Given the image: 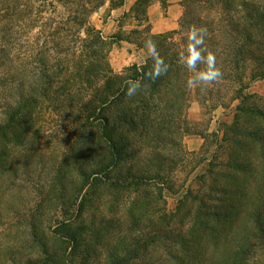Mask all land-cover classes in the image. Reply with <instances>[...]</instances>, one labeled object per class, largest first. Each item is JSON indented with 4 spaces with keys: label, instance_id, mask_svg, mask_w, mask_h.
Returning <instances> with one entry per match:
<instances>
[{
    "label": "trees",
    "instance_id": "trees-1",
    "mask_svg": "<svg viewBox=\"0 0 264 264\" xmlns=\"http://www.w3.org/2000/svg\"><path fill=\"white\" fill-rule=\"evenodd\" d=\"M151 1H136L131 13L137 20L147 22L145 10ZM107 3L111 10L124 0H0V200L30 173L33 157L47 155L46 119L61 116L73 120L75 137L47 189L39 192L48 201L41 213H81L84 205L94 213L105 203L110 210L107 198L127 194L139 196V211L147 207L144 188L163 178L166 157L159 149L170 138L191 86L192 72L179 57L192 25L206 29L204 46L216 57L223 73L219 80L228 75L238 84L235 98L251 83L264 80V0H183L178 30L154 35L146 23V39L155 42V51L123 73L110 65L113 44L126 41L140 47L142 42L132 38L133 30L106 37L91 24V15ZM161 3L165 7V0ZM194 4L205 5L211 16L192 15L188 9ZM34 29L38 33L30 36ZM175 32L181 43L166 42ZM251 62L257 70L248 77L243 72ZM237 110L264 121L262 110L240 105ZM231 130L255 139L264 150L260 128L235 124ZM237 136L239 150L242 139ZM145 146L149 152L144 156ZM239 156L236 151L237 158L226 166L243 174L245 186L237 180L238 173H226L230 184L212 187L222 194L219 203L206 200V193L189 191L195 206L188 213L158 218V229L144 241L165 249L167 258L158 264H264V173L257 162ZM254 178L257 188L248 191ZM41 206L40 200L28 213H38ZM131 210L129 206L127 212ZM133 215L130 227L142 223ZM87 228L70 217L57 223L54 236L76 247ZM40 249L48 253L46 243ZM132 252H114L108 262L129 264L126 256Z\"/></svg>",
    "mask_w": 264,
    "mask_h": 264
},
{
    "label": "rangeland",
    "instance_id": "rangeland-1",
    "mask_svg": "<svg viewBox=\"0 0 264 264\" xmlns=\"http://www.w3.org/2000/svg\"><path fill=\"white\" fill-rule=\"evenodd\" d=\"M204 6L194 4L188 11L191 10L195 17H207L210 14ZM98 14L104 20L110 15L108 10L103 9ZM98 18L97 15L93 21L98 23ZM123 26L127 32L133 30L132 38L142 43L140 47L123 42L113 44L109 62L116 73H123L134 64H142L153 53L145 46L148 28L144 19L137 21L125 16L119 30L113 26L103 35L108 37L119 32L125 33L122 31ZM37 31L32 30L30 36H36ZM166 42L180 44L181 36L177 32L169 34ZM256 70V63L251 62L243 73L249 77ZM225 77L214 86H190L181 115L171 127L170 138L159 149L160 154L166 157L162 162L163 168H166L163 178L148 182L144 188L148 205L142 211L137 208L139 196L127 194L121 199L107 198L112 204L110 210L108 203H105L94 213H90L87 205H84L81 213H41L48 201L47 198L43 201L39 192L44 187L47 189L56 164L61 162L63 152H68L76 132L71 130L73 120L70 118L50 116V119H46L48 132L45 133L43 144L47 155L33 157L30 160V173L22 177L0 200V264H109V256L114 252L122 255L123 249L133 251L126 256L129 264H158L167 258L165 249L158 243L144 244L146 238L152 237L158 229V218L161 215L172 216L178 213L179 218L181 214L188 213L190 206H195L188 196L189 191L194 194L206 193V200L219 203L216 199L222 197V194L212 187L230 184L225 177L226 173H238L226 166L227 161L237 158L236 151H239V158L244 162H257L258 171L264 173V150L261 143L247 136H237L231 130L236 124L247 130L260 128L264 133V121L259 115L237 110L240 105L245 109L255 108L264 112V80L251 83L243 90L242 96L235 98L234 89L238 84L233 83L231 77ZM236 136L242 139L239 150ZM144 152V156L149 152L146 146ZM242 175L238 173L240 184ZM257 185L258 180L251 179L248 191H254ZM242 186H245V182ZM40 200L41 210L28 213V209ZM182 201L185 203L181 204ZM129 206L132 207L131 214L127 212ZM133 214L142 223L130 227ZM70 217H76L78 222L88 226L78 238L76 247L54 236L57 223ZM42 242L47 244V254L40 249Z\"/></svg>",
    "mask_w": 264,
    "mask_h": 264
},
{
    "label": "crops",
    "instance_id": "crops-1",
    "mask_svg": "<svg viewBox=\"0 0 264 264\" xmlns=\"http://www.w3.org/2000/svg\"><path fill=\"white\" fill-rule=\"evenodd\" d=\"M137 0H124V4L120 7L109 10L108 3L102 8L103 10H108L110 15L107 16L106 20L102 19L98 11L93 13L90 17V22L97 29L101 30L102 33H107L115 26L116 30L120 29V23L125 16H130L131 18L137 20L134 14L131 13V9L135 5ZM166 5L163 7L161 0H152L150 4L146 7L145 15L149 25L150 32L154 35L164 34L167 32H173L177 30L179 19L183 13V0H165ZM98 15V23L93 20ZM138 21V20H137ZM138 26V25H137ZM114 29V30H115ZM125 31V26L122 27V31ZM131 31V30H130ZM127 31H125L126 33ZM126 44H131L126 41H121Z\"/></svg>",
    "mask_w": 264,
    "mask_h": 264
},
{
    "label": "clouds",
    "instance_id": "clouds-1",
    "mask_svg": "<svg viewBox=\"0 0 264 264\" xmlns=\"http://www.w3.org/2000/svg\"><path fill=\"white\" fill-rule=\"evenodd\" d=\"M206 29L192 25L187 31V45L184 53L179 57L180 63L185 65L192 76L189 79L190 85H210L222 78V71L216 66L215 55L204 46ZM150 52H154L155 42L149 39L145 45ZM204 65L198 68V65ZM139 87V86H137ZM135 90H130L129 94H134Z\"/></svg>",
    "mask_w": 264,
    "mask_h": 264
}]
</instances>
